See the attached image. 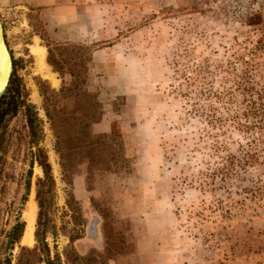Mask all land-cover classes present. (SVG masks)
I'll return each mask as SVG.
<instances>
[{
	"label": "rangeland",
	"instance_id": "obj_1",
	"mask_svg": "<svg viewBox=\"0 0 264 264\" xmlns=\"http://www.w3.org/2000/svg\"><path fill=\"white\" fill-rule=\"evenodd\" d=\"M245 1L0 0L11 93L34 104L42 121L54 181L45 194L46 241L62 264H264V199L247 198L244 208L209 188L200 169L211 139H201L203 123L189 109L202 90L230 88L244 62L256 80L264 76V0L244 13ZM36 44L46 62L48 44L56 58L70 59L101 105L88 130L96 147L81 141L64 167L38 82L58 90L72 76L48 62L59 82L42 76ZM26 133L20 110L0 129V257L10 264L21 246L36 243H22L24 210L43 176L30 166ZM228 134L235 152L244 139L232 128ZM37 213L38 206L34 230ZM16 220L24 229L11 246Z\"/></svg>",
	"mask_w": 264,
	"mask_h": 264
},
{
	"label": "trees",
	"instance_id": "obj_2",
	"mask_svg": "<svg viewBox=\"0 0 264 264\" xmlns=\"http://www.w3.org/2000/svg\"><path fill=\"white\" fill-rule=\"evenodd\" d=\"M47 62L61 75L67 69L72 78L68 84L58 90L50 89L44 82H38L42 96V107L50 122L55 136V148L60 155L62 166L69 152L82 141L89 150L96 147L95 141L88 138L89 128L101 119V105L95 94L89 92L84 78L75 74L70 59L56 58L52 46L47 45ZM241 70L233 85L225 92L202 90L200 96L191 97L190 112L203 123L201 139L207 140L206 148L210 158L203 161L201 177L212 189H223L226 197L246 207V199L259 203L264 199V76L256 80L249 63ZM249 65V66H248ZM199 68V67H198ZM195 68L194 75L188 77L187 85L194 84L201 72ZM11 79L4 95L0 98V129H5L9 120L20 110L23 112L27 127V144L30 151V166L36 162L42 168L43 176L37 179L35 201L38 206L35 245L32 248L21 246L16 256V264H62L59 253L50 254L46 241L49 231L47 226L45 194L53 186L51 166L40 142L42 140V121L38 117L34 104L24 97L20 99L19 91L12 94ZM235 129L241 133L243 142L235 152L227 150L231 136L228 130ZM202 130V131H201ZM82 135V136H81ZM204 135V136H203ZM67 141L72 144L66 145ZM205 141V140H204ZM82 145V144H81ZM248 182V184H244ZM234 193H244L242 198H231ZM228 198V199H229ZM244 207V208H245ZM249 208V207H248ZM24 223L16 220L7 233V244L13 245L20 239ZM68 259V252L65 254ZM73 262V260H71ZM0 264H10L9 257H0Z\"/></svg>",
	"mask_w": 264,
	"mask_h": 264
},
{
	"label": "bare ground",
	"instance_id": "obj_3",
	"mask_svg": "<svg viewBox=\"0 0 264 264\" xmlns=\"http://www.w3.org/2000/svg\"><path fill=\"white\" fill-rule=\"evenodd\" d=\"M32 52L36 57V68L37 71L44 77L49 78L54 84L59 82L55 73L50 70L49 65L45 61V48L41 45H33ZM40 171V167L37 168ZM34 193L32 192L30 199L26 204V208L24 210V219L26 222V228L22 237V243L24 244H32L34 242V222L36 217V209L37 204L34 200Z\"/></svg>",
	"mask_w": 264,
	"mask_h": 264
},
{
	"label": "water",
	"instance_id": "obj_4",
	"mask_svg": "<svg viewBox=\"0 0 264 264\" xmlns=\"http://www.w3.org/2000/svg\"><path fill=\"white\" fill-rule=\"evenodd\" d=\"M13 70L11 53L7 47L3 24L0 21V98L4 95Z\"/></svg>",
	"mask_w": 264,
	"mask_h": 264
},
{
	"label": "built area",
	"instance_id": "obj_5",
	"mask_svg": "<svg viewBox=\"0 0 264 264\" xmlns=\"http://www.w3.org/2000/svg\"><path fill=\"white\" fill-rule=\"evenodd\" d=\"M253 8H255V5L253 4L252 0H247L240 5V10L244 13L253 10Z\"/></svg>",
	"mask_w": 264,
	"mask_h": 264
}]
</instances>
